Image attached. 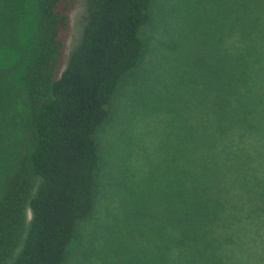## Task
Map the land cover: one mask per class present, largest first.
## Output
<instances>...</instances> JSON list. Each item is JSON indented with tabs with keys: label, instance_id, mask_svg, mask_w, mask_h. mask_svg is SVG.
I'll use <instances>...</instances> for the list:
<instances>
[{
	"label": "trees",
	"instance_id": "16d2710c",
	"mask_svg": "<svg viewBox=\"0 0 264 264\" xmlns=\"http://www.w3.org/2000/svg\"><path fill=\"white\" fill-rule=\"evenodd\" d=\"M153 1L93 0L82 44L63 69L76 0H0V126L13 122L22 100L32 131L31 152L0 195V264H67L77 227L97 207L98 134L120 85L145 53L141 31L151 22ZM240 1L238 15L225 8L223 17V41L234 32L240 52L232 62L231 46L221 50L226 66L224 103L218 106L224 122H239L217 130L253 135L255 122L264 116V93L255 87L264 64V0ZM236 91L241 108L233 109L234 116ZM172 195L170 234L160 233L155 253L140 236L130 245L122 240L119 252L125 253V263L169 264L175 248L179 263L223 264L232 223L221 214L223 200L181 165ZM258 212L264 220V201L252 215Z\"/></svg>",
	"mask_w": 264,
	"mask_h": 264
},
{
	"label": "rangeland",
	"instance_id": "374dc122",
	"mask_svg": "<svg viewBox=\"0 0 264 264\" xmlns=\"http://www.w3.org/2000/svg\"><path fill=\"white\" fill-rule=\"evenodd\" d=\"M240 2L153 1L151 22L141 31L145 53L120 85L111 116L98 134L97 207L77 227L67 264H127L119 242L130 245L139 236L155 253L160 233L171 231L170 208L179 165L224 202L221 214L232 223L223 264H264V220L259 212L252 215L264 201V116L255 122L253 135L217 130L239 122L237 118L224 122L218 106L224 103L226 66L221 50L231 46L232 62L240 52L233 31L223 41L227 34L223 17L225 8L238 15ZM92 8L93 0L75 2L63 69L82 44ZM250 76L249 91L254 94ZM212 84L218 88L214 90ZM255 87L264 93V64ZM233 94L238 97L232 108L235 113L241 108L239 91ZM17 110L13 122L5 120L0 126V195L32 148L27 104L19 100ZM26 214L28 228L30 209ZM175 250L169 264H183L177 262Z\"/></svg>",
	"mask_w": 264,
	"mask_h": 264
}]
</instances>
